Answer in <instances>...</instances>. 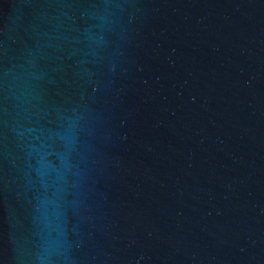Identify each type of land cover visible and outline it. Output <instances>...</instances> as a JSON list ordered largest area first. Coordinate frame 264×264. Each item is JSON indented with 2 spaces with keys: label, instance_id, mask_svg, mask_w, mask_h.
<instances>
[{
  "label": "water",
  "instance_id": "95a60500",
  "mask_svg": "<svg viewBox=\"0 0 264 264\" xmlns=\"http://www.w3.org/2000/svg\"><path fill=\"white\" fill-rule=\"evenodd\" d=\"M0 264H264V0H0Z\"/></svg>",
  "mask_w": 264,
  "mask_h": 264
}]
</instances>
